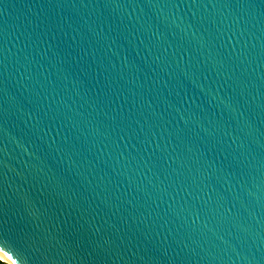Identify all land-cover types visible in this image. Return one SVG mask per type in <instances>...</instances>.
I'll use <instances>...</instances> for the list:
<instances>
[{
  "label": "water",
  "instance_id": "95a60500",
  "mask_svg": "<svg viewBox=\"0 0 264 264\" xmlns=\"http://www.w3.org/2000/svg\"><path fill=\"white\" fill-rule=\"evenodd\" d=\"M0 233L17 264H264V0H0Z\"/></svg>",
  "mask_w": 264,
  "mask_h": 264
},
{
  "label": "snow or ice",
  "instance_id": "6c2138e0",
  "mask_svg": "<svg viewBox=\"0 0 264 264\" xmlns=\"http://www.w3.org/2000/svg\"><path fill=\"white\" fill-rule=\"evenodd\" d=\"M0 264H17L14 258L12 245L0 233Z\"/></svg>",
  "mask_w": 264,
  "mask_h": 264
}]
</instances>
